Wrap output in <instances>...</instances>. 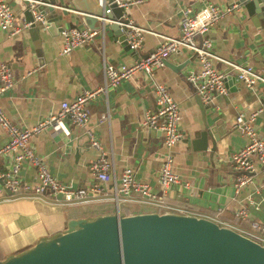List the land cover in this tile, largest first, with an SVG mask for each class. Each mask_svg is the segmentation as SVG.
I'll return each mask as SVG.
<instances>
[{
	"label": "crops",
	"instance_id": "1",
	"mask_svg": "<svg viewBox=\"0 0 264 264\" xmlns=\"http://www.w3.org/2000/svg\"><path fill=\"white\" fill-rule=\"evenodd\" d=\"M18 20H26L27 3L9 0ZM235 0H143L131 7L130 18L143 28V42L136 50L141 59L155 50L167 37L180 35L183 10H199L207 4L220 7L233 5ZM54 7L63 20L56 23L54 32L41 30L39 38L29 30L9 37L0 27V63L7 62L13 69L15 87L0 99L5 114L23 128H31L42 119L60 111L62 102L75 99L83 91L98 90L106 85L104 63L130 64L135 58L127 54L114 39L110 28L114 21L103 18L99 0H59ZM86 10H94L100 26L92 28L84 19ZM42 25V24H41ZM57 27V28H56ZM65 27L64 30H59ZM73 27L100 31L93 43L61 55L63 32ZM213 41L215 67L235 75L233 64L250 66L264 78V27L240 8L226 15L209 32ZM201 40V37L199 38ZM171 65L188 64L177 72L164 65L155 70L156 78L167 84L180 104L181 129L187 139L171 151L164 146V135L143 124L146 114L156 110V99L150 77L142 72L123 80L118 87L107 86L89 106L91 117L85 128L66 122L68 135L52 128L35 136L32 145L43 158L51 174L73 188H88L95 182L91 164L99 151L91 143L99 141L111 162V179L104 183L107 197H95L88 202L67 205L46 194L41 198L20 197L3 190L0 180V260L18 254L42 239L63 232L72 219H93L97 216L143 213H178L213 220L246 236L253 234V223L264 225V175L262 167L254 173L253 183L235 188L239 172L234 168L231 155L246 144L245 136L234 128L237 117L249 115L264 106V82L256 91L244 82L233 81L226 95L217 96L206 108L200 95L187 79L191 71L200 72L201 66L194 52L183 49L168 57ZM202 100V99H201ZM102 114H107L105 120ZM212 115L223 119L222 138L217 153L197 152L192 146V135L203 126V118ZM256 130L264 137V115L257 118ZM88 132V133H87ZM8 132L0 125V149L8 141ZM171 152L175 159V172L180 181L173 184L167 196L161 193L160 172L165 155ZM7 163L0 162V173ZM135 171L137 179L150 183L163 200L148 203L133 197L118 204L113 190L120 183L125 169ZM32 169L22 171V178L35 179ZM240 209L246 217H238Z\"/></svg>",
	"mask_w": 264,
	"mask_h": 264
},
{
	"label": "built area",
	"instance_id": "2",
	"mask_svg": "<svg viewBox=\"0 0 264 264\" xmlns=\"http://www.w3.org/2000/svg\"><path fill=\"white\" fill-rule=\"evenodd\" d=\"M27 3L33 12L34 22L46 23L44 15L37 8L42 0H19ZM143 3V0H99L103 7V18L112 12V6L116 5L123 9L122 22L125 32L130 36L131 48L138 50L143 38L144 29L135 25L130 18L129 11L132 6ZM237 4L227 7H220L215 4H207L195 11L184 9L180 24V35L177 37H167L155 50L138 61L130 64L120 65L104 63V74L106 79L105 87L94 91H83L75 99L62 102L61 109L42 119L37 125L31 128H23L14 123L0 107V125L8 132L9 139L0 149V162L7 163V168L0 173L3 190L14 193L20 197L41 198L46 194L54 196V200L67 205L80 204L93 200L95 197L108 192L104 183L111 179V162L107 154L103 151L99 141L94 139L92 133V145L98 149L99 156L91 164V170L95 176V182L88 188H73L58 181L49 171L42 157H40L32 145V139L41 133L52 128L70 134L71 130L67 121L80 128H85L89 124L91 112L89 106L96 100L97 95L106 91L107 86L118 87L123 80L130 79L136 73L147 74L152 80L153 92L156 99V110L148 112L143 124L147 127L159 131L164 135V146L172 150L176 145L184 140L185 136L181 129L182 111L180 104L170 92L167 84L159 81L155 76V70L165 65V59L171 54L183 49L195 53L198 63L201 66L200 72L191 71L187 74V79L194 85L202 101L205 104L213 103L214 99L220 95L228 93L226 85L227 74L219 71L214 64V53L212 51L213 41L209 37L211 29L217 25L226 15L235 11ZM112 21V20H110ZM32 21L18 20L15 10L9 0H0V27L9 36L14 37L30 29L34 23ZM104 36L97 30L73 27L63 32L64 45L61 55L69 56L83 46L93 43L99 36ZM201 37V40L199 38ZM233 69L237 80L256 91L260 81L264 78L250 66L233 64ZM16 81L12 67L7 62L0 63V99L4 94L12 91ZM264 115V106L253 111L249 115L241 114L237 117L234 128L240 131L246 138V144L237 152L231 155L234 168L239 172L235 181L237 192L253 183L254 173L262 167L264 175V137L260 136L256 130L255 123L259 116ZM107 114H102V119L107 118ZM32 169L35 179L27 181L22 178L23 170ZM180 181L179 175L175 172V159L171 152L165 155L160 172V191L163 196H167L173 184ZM113 193L114 200L120 204L133 197H140L148 203H162L163 200L153 189V186L145 181L137 179L133 169H125L120 183H116ZM238 217L245 218L246 211L240 209ZM253 229L261 233L262 238L255 236L256 241L264 245V225L253 223ZM253 239V238H252Z\"/></svg>",
	"mask_w": 264,
	"mask_h": 264
},
{
	"label": "water",
	"instance_id": "3",
	"mask_svg": "<svg viewBox=\"0 0 264 264\" xmlns=\"http://www.w3.org/2000/svg\"><path fill=\"white\" fill-rule=\"evenodd\" d=\"M234 4L264 27V0H235ZM52 6H61L59 0H42L38 5L46 23L34 22L32 9L27 6L26 21L34 22L29 31L35 37L39 38L41 30L53 33L56 23L64 19L65 14H59ZM95 15L94 10L85 11L84 19L92 28L100 26ZM122 15L123 9L113 5L112 12L107 14L114 21L110 28L115 41L138 61L141 57L131 48L130 36L120 24ZM165 64L181 72L188 62L171 65L166 58ZM236 80V75H229L227 87ZM199 101L208 107L201 98ZM223 124V119L204 116L203 126L192 135L193 149L209 151V158H213L222 138ZM0 264H264V245L206 218L171 212L135 215L117 212L93 219H72L63 232L0 260Z\"/></svg>",
	"mask_w": 264,
	"mask_h": 264
},
{
	"label": "rangeland",
	"instance_id": "4",
	"mask_svg": "<svg viewBox=\"0 0 264 264\" xmlns=\"http://www.w3.org/2000/svg\"><path fill=\"white\" fill-rule=\"evenodd\" d=\"M250 237L253 238V239H255V235H253V234H250Z\"/></svg>",
	"mask_w": 264,
	"mask_h": 264
}]
</instances>
